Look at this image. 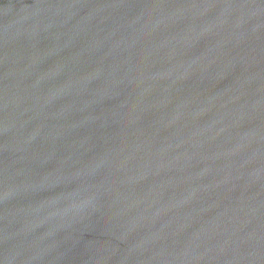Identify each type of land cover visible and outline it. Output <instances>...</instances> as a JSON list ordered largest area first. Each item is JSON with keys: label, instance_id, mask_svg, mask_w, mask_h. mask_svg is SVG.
<instances>
[{"label": "water", "instance_id": "1", "mask_svg": "<svg viewBox=\"0 0 264 264\" xmlns=\"http://www.w3.org/2000/svg\"><path fill=\"white\" fill-rule=\"evenodd\" d=\"M0 264H264V0H0Z\"/></svg>", "mask_w": 264, "mask_h": 264}]
</instances>
